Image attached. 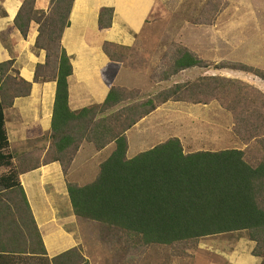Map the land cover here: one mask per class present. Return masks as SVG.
<instances>
[{"label": "trees", "instance_id": "trees-1", "mask_svg": "<svg viewBox=\"0 0 264 264\" xmlns=\"http://www.w3.org/2000/svg\"><path fill=\"white\" fill-rule=\"evenodd\" d=\"M73 2L50 0L44 12L35 8V0H23L13 21L23 38L32 23L38 26L34 48L44 51L45 61L35 67L33 83H55L46 150L17 153L9 149L4 111L16 98L29 96L31 83L18 77L12 61L0 64V168L6 171L0 177V264H27L32 259L39 264H88L79 249L46 258L19 183L20 174L52 162H57L66 176L82 143L97 152L113 145L92 182L84 186L66 184L73 215L97 223L102 237H115L137 252L149 246L194 245L203 238L240 232L254 243L251 255L264 264V154L255 163L246 151L235 149L185 154L181 142L170 138L131 159L126 156V132L165 103L216 102L233 113L236 106L253 104L249 99L252 90L247 91L249 86L236 80L214 76L174 84L146 100L138 99L137 90L110 87L101 105L73 112L68 106L67 86L72 67L61 46ZM96 12L99 31H109L113 9L96 8ZM124 49L103 43L109 67L123 63ZM209 67L187 48L177 47L158 83L169 82L186 70ZM222 69L243 72L264 82V71L244 64L214 66V70ZM253 92L264 100L262 93ZM255 114L244 108L243 117H235L236 125L249 133L247 115ZM261 144L264 153V141Z\"/></svg>", "mask_w": 264, "mask_h": 264}, {"label": "crops", "instance_id": "crops-1", "mask_svg": "<svg viewBox=\"0 0 264 264\" xmlns=\"http://www.w3.org/2000/svg\"><path fill=\"white\" fill-rule=\"evenodd\" d=\"M22 2L23 0H0V64L12 61L18 77L31 83L29 96L16 98L12 107L4 111V127L9 149L17 153L28 152L35 148L45 150L48 148V131L55 94L54 82L33 83L35 67L44 63L45 53L34 48L38 34L36 24L30 25L25 38L13 25ZM49 2L50 0H35V8L46 12ZM154 7L155 0H74L69 26L64 30L61 39V46L69 57L72 67V74L67 82L68 106L71 111L76 112L92 105H101L110 87L129 91L140 89L137 87V81L142 72L129 69L124 63L109 67V59L103 52L102 45L107 42L126 49L135 46L136 38L143 30L145 21ZM96 8L113 9L109 31L104 33L99 31ZM205 75L204 72L201 76L205 77ZM254 83L264 93V84ZM166 105L174 106L172 102L165 103L126 132L128 144L126 156L131 146L137 150L135 153L137 155L161 143L155 144L159 142V137L161 138L156 129L157 116L161 121L158 128L162 127L164 131L166 125L163 126V123H167L170 130L165 134L168 139L177 138L185 154L213 149L215 144L207 140L208 134H202L196 128H188V130L187 127L174 126L171 119L175 116L171 113L167 115L163 113ZM208 107L209 105H191L185 108V112L188 111L190 114L202 112L205 115ZM192 118H196L198 124L206 120V117L202 116ZM154 123L155 127L152 126ZM153 137H155L154 141H152ZM208 144L210 148L203 150L198 148ZM110 146L113 145L97 152L90 144L82 143L66 176L63 175L57 162L19 175V183L39 231L47 259L72 249H79L83 258L90 261L87 257V252L92 251L93 248L90 244L97 246L96 242L90 239L91 236L97 237L91 235L94 226L89 223L90 221L78 219L73 215L66 184L69 182L84 186L92 182L97 175L99 165L110 155L111 152L107 157L104 155ZM5 174L6 171L0 168V177ZM1 193H3L2 188H0ZM215 237L214 241L203 245L214 258L227 264H263L260 258L251 255L254 243L245 236L232 239L230 242L224 240L222 235ZM202 262L200 260L201 264Z\"/></svg>", "mask_w": 264, "mask_h": 264}, {"label": "rangeland", "instance_id": "rangeland-1", "mask_svg": "<svg viewBox=\"0 0 264 264\" xmlns=\"http://www.w3.org/2000/svg\"><path fill=\"white\" fill-rule=\"evenodd\" d=\"M177 47L187 48L211 67L206 71L192 69L187 73L181 72L172 77L169 82L158 83L162 79V73L167 72ZM121 59L127 68L142 72L137 81V87L140 88L137 90L138 99L141 98V100L151 98L174 84L195 81L204 77L201 76L204 72L206 77L236 80L249 86L250 89L247 91L252 90L250 93L253 96L250 95L249 99L254 101L253 104L247 102L240 108L236 106L233 113L222 109L216 102L207 104L209 109L205 115L202 112H192V114L185 112V108L193 105L185 102H172L174 106L166 105L163 113L166 115L171 113L175 116L171 120L176 127L196 128L202 134H208L207 140L215 144L212 150L208 149L209 152L228 149L246 151L247 157L253 163L261 154H264L261 144V141H264V122L262 121L264 120V100L253 92L258 91L264 95L254 82L264 83L243 72L229 69L214 70L217 64H244L264 71V0H155L153 12L137 36L135 46L124 49ZM150 84L151 87H149ZM243 93L246 92L243 91ZM244 108L251 110L252 114L256 113L255 115L260 118L247 115L251 123V126L246 128H250V131H246L249 133H245V130L243 131L242 127L235 123V117L238 118L239 115L243 117ZM195 116L206 117V120L198 124L195 121L196 118H192ZM156 120V129L161 138L159 137V142L155 144L163 143L168 140L165 132L169 131L170 127H167V123L164 122L163 126L166 125V129L163 131L162 127V130L158 128L161 124L158 116ZM152 126L155 127V123ZM131 136L130 134L132 141ZM248 137L251 140H248ZM154 140L155 137L152 138V141ZM194 140L196 141L197 138L195 137ZM198 148L203 150L210 148V145ZM112 149L113 146H110L105 151V157ZM135 153L137 150L131 146L127 155L128 159L134 157ZM89 223L94 226L91 235L97 236H91L90 239H93L97 246L90 244L93 247L92 251L87 252L90 261L84 259L88 264H201L200 260L203 261L202 264H227L214 258L207 249H204L203 245L214 241L215 236L201 239L194 245L177 244L172 248L149 246L134 252V248H127L125 243L119 242L114 239L115 237H102L98 229L99 225L95 222ZM222 236L224 240L230 242L245 234L239 232ZM27 264H39V262L37 259H32Z\"/></svg>", "mask_w": 264, "mask_h": 264}]
</instances>
